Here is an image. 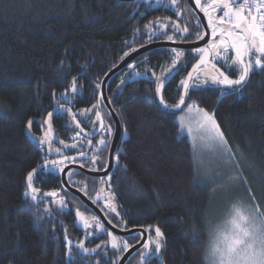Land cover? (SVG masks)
<instances>
[{
	"label": "trees",
	"instance_id": "16d2710c",
	"mask_svg": "<svg viewBox=\"0 0 264 264\" xmlns=\"http://www.w3.org/2000/svg\"><path fill=\"white\" fill-rule=\"evenodd\" d=\"M180 3L188 7L185 0ZM163 13L134 1L0 0V264H93L78 255L75 212L55 171H37L33 184L40 191L35 202L24 195L26 177L45 158L55 157L47 154L48 145L39 147L50 112L51 147L71 136V145L77 144L71 153L83 149L86 139L73 140L80 129L66 109L85 131L96 130L95 112L101 111L97 85L125 52L148 44L145 26ZM179 17H174L176 25L189 32L183 35L173 23L166 24L171 32L183 35V41L197 40L201 28L196 19L181 23ZM166 40L165 35L161 41ZM175 58L169 49L149 57L154 81L137 79L136 66H128L108 83L107 97L127 136L101 198L114 194L120 215L110 213L112 221L125 228L155 225L165 232L164 264H205L209 225L217 222L211 216V195L196 179L190 143L175 121L179 110L171 109L198 56L183 52L173 69ZM174 72L162 91L169 105L165 108L156 88ZM74 80L76 92L71 90ZM184 99L185 105L194 103L214 114L232 151L258 167L259 174L247 176L256 202L264 208V70L254 69L237 92L217 85L190 87ZM101 115L112 128L108 113ZM50 191L59 193L67 207L61 209L44 195ZM109 263L103 258V264Z\"/></svg>",
	"mask_w": 264,
	"mask_h": 264
},
{
	"label": "snow or ice",
	"instance_id": "6c2138e0",
	"mask_svg": "<svg viewBox=\"0 0 264 264\" xmlns=\"http://www.w3.org/2000/svg\"><path fill=\"white\" fill-rule=\"evenodd\" d=\"M156 3H161V0H156ZM169 5L176 9L175 15H183V11L180 0H169ZM195 6L204 14L207 18V28L210 29V39L206 41L205 47L196 48V52L199 53L198 62L193 66L192 72L188 73V79L182 80L181 84L184 87V92H188V81L193 79V74L198 73L201 69L205 71L204 83L211 82L215 85H221L224 88H234L237 86H243L249 78L250 73L254 69L264 70V0H195ZM149 30V39L155 35L152 32V25L145 26ZM161 28H166L168 25L161 24ZM196 27H201L200 20L197 18ZM177 32L188 33V27H184L182 30L179 25H175ZM208 32L197 31L196 39L203 40ZM185 37L182 35L181 39ZM169 41L175 43L173 36H167ZM136 51V49H133ZM172 51L176 54V58L172 61L173 69L176 67L179 58L183 55V52L173 48ZM129 52H125L124 56H129ZM123 59V58H122ZM217 61H224L225 65L229 68L238 69L237 78L233 79L230 75L222 71L217 66ZM129 67H134L130 64ZM172 69H169L171 72ZM138 75V74H137ZM99 87V85H97ZM162 85L158 84L156 88L157 94L160 96V103L168 108L169 105L165 103L161 94ZM72 92H76L75 80L71 85ZM223 94V92H222ZM103 99V97H101ZM71 103V101H69ZM99 103V102H98ZM185 105L184 96H181L178 103L175 105L177 109ZM97 108V105H93V109ZM66 111L72 115V119L75 122V127L80 129L76 132L73 140H76L80 136V133L84 131L81 128V121L76 120L75 114L68 108ZM90 111V110H85ZM188 114L195 113L196 132L199 133V137L202 141L207 142L208 146L216 150L218 149L228 159H234V153L229 146L227 140L224 137L223 132L220 130L217 124L214 114H210L204 109L199 108L195 104L187 106ZM84 115V112L80 113ZM53 113H48V119L45 120L47 130L42 139L39 140L41 146L47 144L49 152H51V144L53 140L52 134V120ZM185 116L180 117L181 130L187 128V132L190 136L193 135V127L191 122L186 125ZM95 122H99V128L103 132H107L111 135V125H105L104 118L100 111L95 112ZM94 122V124H95ZM32 121L28 122V127L31 128ZM88 135V134H85ZM195 140V137H193ZM63 144V141H60ZM88 144L91 145V139L88 140ZM101 147L95 149L96 152H100L102 148H106L107 141L101 138L98 142ZM69 147V145H65ZM70 147H77L76 143L70 145ZM56 152L61 155V159L48 161L45 158L44 165L41 166L40 171L48 168L49 163L53 169H58L60 172H64V168L67 166L66 161L75 162V157L64 156L59 148ZM80 156H85L87 153L80 151ZM117 162L119 156L117 154ZM98 157L93 156L91 158L92 163L95 164ZM84 165L81 164V167ZM96 170V169H92ZM37 174V169H33L27 174L26 177V191L25 197H30L33 202L37 201L39 189L34 187L33 178ZM71 177V173L67 174ZM234 179H241V175L238 172ZM246 183V180L244 181ZM250 193V202H237L233 203L229 209V213L224 221V227L218 228L211 246V264H264V208L256 202L255 196ZM47 197H52L53 202L58 204L61 209L67 207L63 197H59V193L50 191L44 193ZM57 197H59L57 199ZM97 196V200L99 199ZM114 200V194L110 195L105 202L104 207L110 213H115L119 216L116 205L112 202ZM95 202V201H94ZM46 212H50L49 209H45ZM76 217L79 219L85 229L93 227L95 222V228L97 231H105L110 238L109 243L113 249L119 250L121 244L124 251H127L130 247L126 240L121 241L112 232L107 231L104 225L93 216L91 221L85 217V215L79 210L76 211ZM109 223L112 220L109 219ZM113 227H117L113 224ZM155 238L151 236L148 242L143 245L144 249H149L155 253H159L162 244L161 239L163 233L158 227L154 229ZM91 235V233H89ZM65 240L67 241V234H65ZM154 245V249H152ZM83 252L87 253L90 250L84 247L83 243L76 245ZM100 247V245H97ZM72 244L68 241V253L71 255ZM91 251H95L94 249ZM147 253H142V260Z\"/></svg>",
	"mask_w": 264,
	"mask_h": 264
},
{
	"label": "flooded vegetation",
	"instance_id": "af4514ba",
	"mask_svg": "<svg viewBox=\"0 0 264 264\" xmlns=\"http://www.w3.org/2000/svg\"><path fill=\"white\" fill-rule=\"evenodd\" d=\"M167 1L168 0H161V3L158 4V3H156V0H152L151 2L148 0H134V2H136L137 4L146 3V4H149V6L152 9L161 8L162 12H164L163 14H159V16H157L156 19H154V22L151 24L152 29H153L152 32H154L155 35H153L151 39H149V36L145 35V37L147 39V43H151V42L159 41V40L161 41L162 39L165 38V35L167 36V34L172 33L171 32L172 27L171 28H168V27L161 28L160 27L161 24H170V23H173V25H174V23L178 24V22L175 21V18L178 17L177 15H175L176 9L171 7ZM186 6H187V3H186ZM181 10L183 11V15H180V17H179V19H182L181 23H184L185 21H189L191 18H195L197 21L195 14L192 12V10L189 7H187L186 9L182 8ZM201 31H202V29H201ZM148 34H149V32H148ZM182 34L185 35L186 33H182ZM174 35L177 38H179V40L176 42H192V41H195V40H184L183 41L181 39V36H177L176 33H174ZM155 38H158V39H155ZM160 38H162V39H160ZM157 51L158 50L148 52L133 62L134 66H136V73L138 74V75L136 74L137 79H146L149 82L154 81L156 79V78H154V75H153V71L155 70V66L153 64H149V61H150L149 57L152 56V54L156 53ZM182 52H186V51H182ZM187 52H190V51H187ZM195 53L199 58V53L196 51H195ZM195 61L192 63V65L195 63ZM192 65H191V67H192ZM217 66L220 67L222 71H225L226 74L230 75L231 78H233V79L237 78L238 69L229 68L227 65H225V63H221L218 61H217ZM142 69H145V70L142 71ZM167 77H168V75L165 77V79ZM165 79H163L162 81H164ZM217 86H221V85H217ZM225 89H226V91L229 90V88H225ZM99 109L101 110L100 112L102 114H104V112L108 113L106 111V109L104 108L103 104H100ZM98 128H99V126H98ZM98 128L94 131H85L84 130L83 131L84 134H82V133L80 134L78 139L83 138V139H86V141L91 139L92 144L85 146L86 144L84 141L83 149H80V148L76 149V150H78V152L71 153V147H70L71 136H69V139H68L69 141L64 142L62 140L64 143L63 144H61V143L56 144L55 148L56 149L59 148L61 150V153L64 156L77 158L74 163L73 162H65L67 165L65 168H68V171L66 173L67 181L73 188H76L81 193H83L97 208H99L103 212L107 221L109 222V219L112 220V217H111L110 212H108L107 209H105V207H104V204L108 200V197L103 196V198H101V196L103 195V192H101V191L102 190L106 191V182L111 177V175L115 169V166L117 164V158L116 157H117L118 149H119L121 142L123 140L122 139L123 136L121 137V140L118 142V144L115 147V150H114L113 156H112L111 166L108 170V173L106 174V176L104 178L99 179L97 177L85 175L82 171H80L79 169H76L74 167V166L78 165L80 168H83L84 170L94 171V172H98V173H102L107 169L108 163H109V149H110L111 140H112V136H113L114 125L111 128L112 129L111 135H109L107 132L100 131V133L98 134L97 137L89 138V136L93 135L98 130ZM85 134H88V135H85ZM101 138L106 139L108 146L106 148H102V150L100 152H96L95 149L97 147H101L98 144V142H96V141L100 140ZM80 141H82V139ZM65 145H69V147H65ZM80 151L87 153V155L80 156L79 155ZM53 156H55V157L48 158L47 160L50 161V160H55V159H61V155L58 154L57 152ZM93 156L98 157L95 164H93L92 160H91V158ZM42 162H45V160H43ZM81 164H83L84 166L81 167ZM71 167H73V168H71ZM92 169H96V170H92ZM69 172L71 173V177H69L67 175ZM54 173H56V175L58 176V182H59V186H60V173L61 172L57 169L56 172H54ZM60 188H61V186H60ZM67 194H68V200L70 203V208L72 205L71 209L73 210V213L75 212L74 213V215H75L74 222L76 221L75 222V224H76L75 225V233H76L75 237L77 239L79 238L80 243H83L84 247L90 250L89 252L85 253L81 249L78 248L79 257L82 259H86L85 260L86 263H88L89 260H93L94 261L93 264H103V258H105L106 262H110L109 264H117L121 255L125 252L123 250L122 244H121V248L119 250L113 249L110 246V243H109L110 238L108 237L107 233L105 231H97L95 228V222L91 221V218L93 216H95L99 220V218L95 215V213L90 208L85 206L81 201H79L75 196L71 195L70 193H67ZM98 195L100 198L97 200ZM77 210L82 212L85 215V217H87L93 223L92 228L85 229L83 227V225L81 224L79 219L76 217V211ZM100 223H102V222L100 221ZM110 224L112 226H113V224H116L117 227H115V228L119 229L121 231H129V230L134 229V228H142L145 230L147 240L149 239L150 236L153 239L155 238V231H154V229L156 228L155 225H149L145 228L144 227L125 228L124 225H122L121 223H117V221H112V223H110ZM107 231H109V230H107ZM160 231L163 233V237L161 239L162 247H161L159 253H155L154 251H150L149 249H144L142 246L136 252H134V254L127 260V262L125 264H128V262L130 260H133L134 264H141L142 261H144V264H164L163 260L165 258L164 249H165V244H166V234L161 229H160ZM89 233H91V235H89ZM116 236L121 241L126 240L128 242V244L130 245L129 248L139 244L142 237H143L141 233H134V234L127 235V236H118V235H116ZM97 237H100V240L96 243L93 242V244H92L91 240L93 238H97ZM147 242L148 241L143 242V240H142L143 245ZM97 245H100V247H97ZM151 247H152V249H154V245H152ZM93 249L95 251H91ZM142 253H147V255L144 257L143 260L141 258ZM151 262H153V263H151Z\"/></svg>",
	"mask_w": 264,
	"mask_h": 264
},
{
	"label": "rangeland",
	"instance_id": "374dc122",
	"mask_svg": "<svg viewBox=\"0 0 264 264\" xmlns=\"http://www.w3.org/2000/svg\"><path fill=\"white\" fill-rule=\"evenodd\" d=\"M167 2L169 3V0ZM175 25L176 23H174L173 27H175ZM169 35L173 36L175 41L179 40V38H177L173 33H170L167 36ZM218 62L224 63V61ZM134 76L136 75L134 74ZM204 80L205 71L201 69L198 73L193 74V79L189 84V88H204L208 86H215V84H212L210 81L204 83ZM241 87L242 86L234 87L227 90L226 92H237ZM191 104L194 103L183 105V107L176 114L175 121L178 125L179 132L182 135H185L190 143L196 179L200 184H203L207 187L208 192L211 195V216L214 217V221L217 222L214 226L209 225V238L206 246L205 264H211L210 252L216 230L225 226L224 221L233 203H237L240 201H243L245 203L250 202L249 189L251 190L252 195H254V192L249 185L247 174L249 175L253 173L252 171H255L257 174H259V170L258 167L255 164H252L250 161H242L241 156L237 155L236 152L233 151L234 159H228L218 149L213 150L208 146L207 142L202 141L199 137V133L196 132L195 113L188 114L187 112V106ZM181 116H185L186 125L191 122L194 130L192 136L188 134L186 127L185 129L181 130ZM122 136L123 138H126L127 133L123 132ZM193 137H195V140L193 139ZM96 142H99V140H97ZM85 144V146L89 145L88 141H85ZM44 146H47V144H45ZM39 147L42 148L43 146L39 145ZM51 148V152H49V148L46 149L47 154H56V148ZM45 170L56 172L57 169H53L52 165H49ZM238 172L241 175V179H234ZM245 180L246 183L244 182Z\"/></svg>",
	"mask_w": 264,
	"mask_h": 264
},
{
	"label": "water",
	"instance_id": "95a60500",
	"mask_svg": "<svg viewBox=\"0 0 264 264\" xmlns=\"http://www.w3.org/2000/svg\"><path fill=\"white\" fill-rule=\"evenodd\" d=\"M117 1L130 2V1H134V0H117ZM148 1L151 2L152 0H148ZM186 3H187V6L195 14L196 18H199L202 32H208V35H206L203 40H195V41H192V42H175V43H173L172 41H167L166 40V41H155V42L148 43L146 45H143L141 47L136 48V51L131 50L129 52L130 53L129 56H127V57L124 56L123 59L116 66L111 68L104 75V77L102 78V80L100 82V85H99L97 102H99L98 104H103L104 108L106 109V111L108 112L110 118L112 119V122H113V125H114L113 136H112L111 145H110V149H109V163H108L107 169L104 172H102V173L89 171V170H84L83 168H80L78 165L74 166L76 169H79L80 171H82L85 175H89V176H92V177H97L99 179H102V178H104L106 176V174L108 173V170H109V168L111 166L112 156H113V152L115 150V147L118 144V142L121 140V137H122L121 125H120L119 120H118L117 116L115 115V113H114V111H113V109L111 107L109 98L107 97V86H108V83L110 82V80L115 75H117L120 72L124 71L130 64H132L139 57L143 56L144 54H146L148 52L159 50V49L172 50L173 48H176V49H178L180 51H194L198 47H205L206 46V41L209 40V29L207 28L206 18L204 17V14L195 6L194 0H186ZM198 59L195 61V63L189 69L188 73L192 72V68L198 62ZM174 73L169 74L168 77L161 83V85L163 86L162 89H161V94H162V91L165 88L166 84L176 74V73L175 74ZM188 73H187V75H186L184 80L188 79ZM190 82L191 81H188V84H190ZM181 96H184V98L186 96V94L184 92V87H182ZM101 97H103V99H101ZM158 98H159V101H160V96L159 95H158ZM182 107L183 106H181V108ZM171 109L174 110V111L180 110V109H177L175 106H173ZM100 131H101L100 128H98V130L93 135H90L89 138H94V137L98 136ZM55 160H59V159H55ZM50 161H53V160H50ZM66 162H68V161H66ZM44 163L45 162L40 163L35 169H37V171L40 170L41 166L44 165ZM49 165H51V164L49 163ZM71 168H73V167H71ZM67 171H68V168H64V172L60 173V186H61L62 190L67 192V193H70L73 196H75L85 206L90 208L95 213V215L99 218V220L102 222V224L104 225V227L107 230L111 231L112 233H114L115 235H118V236H127V235H131V234H134V233H141L142 234L143 237H142L140 243L135 245V246H132L127 251H125L121 255V257L119 258V260L117 262V264H125L127 262V260L134 254V252H136L140 247L143 246L142 240H143V242L148 241L146 233H145V230L142 229V228H134V229H131L129 231H121V230L116 229L115 227H113L107 221V219L104 216L103 212L99 208H97L83 193H81L76 188H73L68 183L67 178H66ZM25 184H26V181H25ZM141 264H144V261H142Z\"/></svg>",
	"mask_w": 264,
	"mask_h": 264
}]
</instances>
